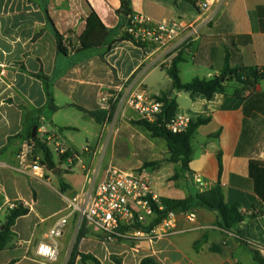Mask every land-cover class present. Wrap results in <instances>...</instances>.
Instances as JSON below:
<instances>
[{
    "label": "crops",
    "instance_id": "1",
    "mask_svg": "<svg viewBox=\"0 0 264 264\" xmlns=\"http://www.w3.org/2000/svg\"><path fill=\"white\" fill-rule=\"evenodd\" d=\"M195 1L131 0L133 13L155 22L196 25L200 34L187 46L183 33L165 47L142 48L118 41L108 52L106 40L111 43L125 32L118 14L121 0H0V231L8 207L23 203L30 209L12 227L13 236L0 252V264H46L36 250L40 243L50 242L49 232L61 218H67V224L56 239L59 257L52 264H68L81 224L79 251L92 254L102 264H115L112 256L123 264H140L146 257L158 264H259L253 250L264 258V198L255 191L257 185L264 188V81L245 99L215 95L208 100L202 94L175 91L166 70L182 52L183 83L213 79L226 64V43L232 35L252 37V43L233 57L232 66L264 68V0H221L210 23L202 18ZM58 36L74 51H61ZM124 84L156 97L174 98L177 115L192 122L201 116L211 119L192 137L193 153L185 170L192 190H186L183 198H167L184 199L220 185L225 201L246 212L245 221L224 230L217 225V213L193 208L196 223L189 224L179 212L177 228L197 226L195 230L135 244L109 242L94 224L81 223L80 216L70 212V198L86 187L85 168H98L103 176L109 164L116 165L114 148L120 128L116 124L118 135L109 136L104 124L89 112H109L100 103V92ZM51 100L56 110H51ZM87 116L101 130L84 124ZM120 118L123 122L140 116L128 109ZM71 130H83L86 141L71 135L64 142L75 157L72 165L55 155L50 140L61 141L64 132ZM30 134L52 151V168L45 164V153L29 139ZM26 141L35 144L43 178L22 169L17 155ZM196 175L205 182L202 188L193 181ZM255 207L257 215L252 212Z\"/></svg>",
    "mask_w": 264,
    "mask_h": 264
},
{
    "label": "built area",
    "instance_id": "2",
    "mask_svg": "<svg viewBox=\"0 0 264 264\" xmlns=\"http://www.w3.org/2000/svg\"><path fill=\"white\" fill-rule=\"evenodd\" d=\"M220 2L221 0H196L195 4L202 18L210 23L215 18L216 8ZM125 31L135 44L152 48L165 47L183 33L184 43L189 44L200 34L196 25L187 26L178 21L155 22L145 15L135 13L129 16V24ZM63 46L69 52L74 51V47L67 42H64ZM99 100L102 106L110 108L103 129L113 137L118 135V128L116 124L110 122L111 117L118 120L126 110L132 109L138 113L140 119L156 123L164 108V102L159 100V97L151 95L144 89H133L125 84L117 89L101 91ZM190 123V118L176 115L167 124V129L173 134H182L188 130ZM50 140H53L55 155L66 158L72 165L75 157L69 147L58 138ZM85 151H89V148L86 147ZM17 156L26 174L43 178V164L35 154L34 143L26 141ZM85 172L86 187L70 198L68 209L80 216L81 223L94 224L105 234V239L109 242L130 241L135 244L143 241L156 242L197 228L194 226L186 230L178 229L179 212L174 211L168 212L162 221L149 228L157 218L155 206L163 210L161 198L153 189L150 174L126 171L114 164L107 166L103 176L98 168H85ZM193 181L199 188L205 185L203 178L198 175L193 177ZM183 214L189 224L196 223L195 211L190 210ZM66 224L67 218L59 219L49 232L50 242L38 245L36 254L44 259L46 264L58 260L59 246L56 239L63 235Z\"/></svg>",
    "mask_w": 264,
    "mask_h": 264
},
{
    "label": "trees",
    "instance_id": "3",
    "mask_svg": "<svg viewBox=\"0 0 264 264\" xmlns=\"http://www.w3.org/2000/svg\"><path fill=\"white\" fill-rule=\"evenodd\" d=\"M132 13L131 0H121V8L118 11V14L121 18L122 26H127L129 24V16ZM118 41L133 42L132 38L125 31L119 39H116L111 43L106 40L107 51L109 52L112 45ZM251 43L252 37L249 35L230 36L226 43V64L220 75L210 80L195 78L189 83H183L180 78L179 65L183 61V58L182 52H179V54L172 60L170 67L166 69L168 75L172 79L174 90L177 92H187L192 96L195 94H202L208 100L213 99L215 95H232L239 98H247L256 90V87L264 81V68L243 65L233 67L232 60L233 57L240 54L241 47L248 46ZM58 45L59 49L65 52L63 38L60 36H58ZM135 45L146 48V46L141 44ZM187 45L188 44H185V46ZM89 48H91V46H89ZM159 100L164 102V108L162 114L159 116L158 122L152 123L147 120L139 119L135 121L134 124L143 127L153 138L164 139L167 142L170 157L163 162L146 163L144 167H154L163 163H181L182 168L188 171L193 153L192 137L199 127L208 124L211 119L209 117L201 116L195 122L191 121L190 126L185 133L173 134L167 129V124L176 117L178 103L174 98L168 97L167 95L159 97ZM50 108L51 110L57 109L52 100ZM89 113L99 124H104L109 115V112L106 110ZM29 139L36 143L37 148L40 147L43 149L45 153L44 162L48 167L52 168L54 166L53 154L49 147H47L45 143L43 144V142L37 141V138H34L32 134L29 135ZM263 190L264 188H260L258 185L255 188L256 193L261 199L264 198ZM161 204L163 210H159V206H155L157 218L149 228L162 221L170 211L184 213L193 208H204L217 213V225L224 230H232L246 219V212L242 210L240 205H230L225 201V194L220 185L184 199L162 197ZM256 209L257 207L252 210L255 215L258 214ZM29 212V207L25 206L23 203H18L6 209L5 228L0 231V252L11 242L13 236L12 227L15 225L17 219L28 215ZM81 233L82 230L79 232L68 264H77L78 262L80 264H87V262L102 264L101 261L92 254H83L79 251L78 244L82 236ZM253 254L255 260L259 264H264V258L257 251L253 250ZM112 260L115 264H123L122 260L117 256H112ZM140 264L158 263L154 258L146 257Z\"/></svg>",
    "mask_w": 264,
    "mask_h": 264
},
{
    "label": "rangeland",
    "instance_id": "4",
    "mask_svg": "<svg viewBox=\"0 0 264 264\" xmlns=\"http://www.w3.org/2000/svg\"><path fill=\"white\" fill-rule=\"evenodd\" d=\"M119 120V118H118ZM135 119H122L117 122L111 117L110 122L117 124L120 128L118 139L115 145L116 156L114 163L123 170L130 172H146L152 177V186L157 195L163 197L183 198L186 190H192V182L188 179L186 171L182 168L181 163H163L158 166L145 168L144 165L150 162H163L169 159L168 145L164 139L153 138L143 127L134 122ZM83 123V122H82ZM84 124L93 127L96 131L101 130L100 126L95 123L89 116L85 118ZM65 137L62 142H67V137L74 135L80 138L82 143H86L83 130L69 133L64 132ZM179 183L178 186L175 184ZM181 185H187L180 188ZM177 189V192L174 191ZM179 189V190H178ZM84 226V225H83ZM82 225L78 226L76 232L83 229Z\"/></svg>",
    "mask_w": 264,
    "mask_h": 264
},
{
    "label": "water",
    "instance_id": "5",
    "mask_svg": "<svg viewBox=\"0 0 264 264\" xmlns=\"http://www.w3.org/2000/svg\"><path fill=\"white\" fill-rule=\"evenodd\" d=\"M126 29V28H125ZM36 133V128L34 129V135ZM5 228V226L2 227V230Z\"/></svg>",
    "mask_w": 264,
    "mask_h": 264
}]
</instances>
